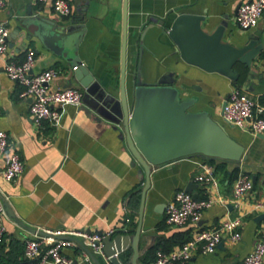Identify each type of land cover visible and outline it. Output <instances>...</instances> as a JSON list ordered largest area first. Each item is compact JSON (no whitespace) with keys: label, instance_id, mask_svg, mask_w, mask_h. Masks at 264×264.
<instances>
[{"label":"crops","instance_id":"0c3cea01","mask_svg":"<svg viewBox=\"0 0 264 264\" xmlns=\"http://www.w3.org/2000/svg\"><path fill=\"white\" fill-rule=\"evenodd\" d=\"M69 1L73 9L70 17H60L50 3L39 0H7L6 7L0 9V24L10 29L7 51L0 55V130L9 133L11 148L25 162L21 176L7 181L3 171L8 154L0 151V191L15 214V217L7 215L5 220L7 231L0 242V264H24L26 240L39 231L109 233L125 226L133 234L138 226L145 175L126 139L121 138L120 128L107 119L87 115L81 105L69 103L60 107L62 118L58 127L48 122L37 125L30 115L31 99L21 97L23 88L5 72L8 61H22L28 49H34V73L47 68L58 70L60 75L52 83L54 88H82L72 71L73 66L82 62L103 87L119 95L124 0ZM245 1L250 0H129V95L142 42L144 79L154 83L171 75L178 87L186 88L182 90L184 98L196 97L192 109L208 110L245 147L246 158L240 164L229 162L228 170L239 166L240 172L249 174L254 181L253 191L236 206L233 181L223 173L215 174L217 187L197 179L204 173V165H211L204 157H185L156 167L147 192L138 264H150L153 260L155 255L149 253V247L172 249L198 230L220 225L228 216L242 218L241 240H225L215 253H197L188 264H236L262 236L264 212L256 210L253 203L264 200V135L226 124L222 117L223 103L235 89L264 106V14L255 28L241 29L236 16ZM30 12L33 17L60 22L80 21L83 26L76 33L77 46L63 48L62 39L41 20L32 21L29 27L24 25L23 19L30 18ZM181 12L205 17L201 26L209 34L226 22L221 43L236 49L254 41L251 51L256 52L250 66L241 62L235 66L239 73L237 80L181 58L158 25L166 18L171 25ZM189 183L188 192L195 198L212 197L215 203L205 211L198 225H169L166 207L177 191L187 190ZM77 237L84 241L83 237ZM65 252L76 264H86L81 246ZM132 254V250L120 254L122 263L131 264ZM97 257L101 264H109L105 256Z\"/></svg>","mask_w":264,"mask_h":264},{"label":"water","instance_id":"95a60500","mask_svg":"<svg viewBox=\"0 0 264 264\" xmlns=\"http://www.w3.org/2000/svg\"><path fill=\"white\" fill-rule=\"evenodd\" d=\"M128 7L129 0H124L119 95L116 96L103 87L84 63L76 64L79 67L73 72V78L84 90L81 108L87 115L107 119L120 128L121 138L126 139L135 162L141 166V172L145 175L136 230L132 234L124 226L103 239V251L110 257L113 264H123L119 256L123 252L133 251L131 264H138L139 257L142 255L140 241L145 203L151 186V173L156 167L195 155L207 159L232 161L237 164L246 158L245 147L231 136L227 126L206 109L193 110L192 107L198 99L184 98L182 90L186 88L178 87L171 75H165L154 83L144 79L142 69L144 44L142 42L138 66L133 72V89L129 95L127 88ZM29 16L30 18L23 19L24 25L29 27L32 21L41 20L47 28L62 39L63 48L73 49L77 46L76 33L80 32L83 26L80 21L73 19L68 23L60 22L37 15L33 17L31 12ZM203 21L205 17L202 15L181 12L171 25L168 24L167 18L159 21L158 25L161 31L171 39L175 45L174 49L179 52L183 60L207 71H217L232 80H237L239 73L235 66L238 62L244 63L247 67L250 66L256 52L251 51L254 41H250L246 47L236 49L229 44L221 43L227 27L226 22L221 23L213 33L209 34L202 29ZM227 99L223 103L222 112ZM261 135L263 136L264 133ZM190 187L191 183L186 191H189ZM3 199L7 215L15 217L9 202ZM38 234L56 239L73 240L95 264H101L91 248L78 237L56 235L45 230L39 231ZM98 234L104 233L98 231Z\"/></svg>","mask_w":264,"mask_h":264},{"label":"built area","instance_id":"2783aa9c","mask_svg":"<svg viewBox=\"0 0 264 264\" xmlns=\"http://www.w3.org/2000/svg\"><path fill=\"white\" fill-rule=\"evenodd\" d=\"M41 3H50L53 10L61 17H70L73 13L69 0H39ZM7 0H0V9L5 8ZM264 14V0H250L243 2L237 12L236 21L243 30L255 28ZM10 29L4 23L0 24V55L8 48ZM36 63V51L28 49L22 61L11 60L5 65L7 76L16 81L23 88L21 97L30 98V115L37 125L44 122L54 127L61 124V106L64 104L81 105L84 90L80 87L66 86L54 88L53 81L60 75L55 68H47L38 73L33 72ZM72 67V71L78 69ZM264 106L246 93L235 89L229 95L222 112L226 124L246 128L253 134L264 133ZM0 151L8 154L7 165L3 171L7 181H14L21 176L25 169V162L20 153L11 148L10 135L0 130ZM197 179L201 182L217 187L218 179L211 165H204V173ZM254 189V181L249 174L241 172L233 182V202L236 206L241 203ZM4 196L0 191V242L4 239L7 227L5 220L7 213L4 206ZM215 200L212 197L197 199L185 190L177 191L166 207V222L172 226L198 225L203 214L212 207ZM256 210L264 212V200L253 203ZM240 216H228L224 221L210 229H201L185 243L171 250L157 249L154 260L150 264H188L197 254L215 253L219 245L225 240L237 242L242 238ZM56 235L80 236L85 244L91 248L96 256H106L103 251V239L114 233L99 235L98 232L77 231H50ZM80 246L73 240L56 239L51 236L37 234L26 240L24 264H76L75 260L66 254L68 248ZM83 261L86 264H95L91 257L83 250ZM264 263V230L257 240L253 250L236 264H263Z\"/></svg>","mask_w":264,"mask_h":264},{"label":"trees","instance_id":"16d2710c","mask_svg":"<svg viewBox=\"0 0 264 264\" xmlns=\"http://www.w3.org/2000/svg\"><path fill=\"white\" fill-rule=\"evenodd\" d=\"M264 116V115H263ZM207 159V158H205ZM209 161V163L215 168L214 169V172L215 174H218V173H223L224 176L226 177V179H229L230 182L231 181H235V179L239 176V174L241 173L240 172V167L237 166L235 167L232 171H229L228 168H227V165L229 162H232V161H227V160H221V159H207ZM189 239L183 241L181 244L185 243L186 241H188ZM159 248H162L166 251L168 250H171V248L169 247H153V248H150L149 250V253H153L155 255L157 249ZM82 249V248H81ZM155 256H153V260H154Z\"/></svg>","mask_w":264,"mask_h":264}]
</instances>
